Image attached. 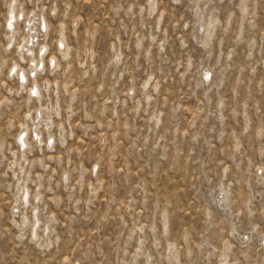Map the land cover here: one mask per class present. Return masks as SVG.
I'll return each instance as SVG.
<instances>
[{
  "label": "rangeland",
  "instance_id": "374dc122",
  "mask_svg": "<svg viewBox=\"0 0 264 264\" xmlns=\"http://www.w3.org/2000/svg\"><path fill=\"white\" fill-rule=\"evenodd\" d=\"M0 264H264V0H0Z\"/></svg>",
  "mask_w": 264,
  "mask_h": 264
},
{
  "label": "bare ground",
  "instance_id": "6f19581e",
  "mask_svg": "<svg viewBox=\"0 0 264 264\" xmlns=\"http://www.w3.org/2000/svg\"><path fill=\"white\" fill-rule=\"evenodd\" d=\"M152 5V4H151ZM244 7V6H243ZM244 10H245V8H244ZM13 14V13H12ZM13 20H16V17L14 16V15H12V17H11V22H12V25H13ZM14 25H15V23H14ZM46 26V25H45ZM46 28H47V26H46ZM29 32H31L32 33V35H31V42L33 43L35 40H36V35L35 34H37L36 33V30H35V26L32 24V22H30V24H29ZM213 29V28H212ZM211 31L212 30H210V32L208 31V33H209V35L211 36ZM207 32V31H206ZM209 35H208V37H209ZM45 47V46H44ZM42 67H43V64L41 65ZM38 64H37V66H35V68H34V72L35 73H37V70H38ZM25 73V72H24ZM24 73H22L21 74V76L19 75V80H20V82L22 81V82H25V81H27V78L28 77H26V75L24 74ZM209 80V75H206V81H208ZM35 91V93L36 94H39L40 95V92H39V90L38 89H36V90H34ZM27 131V130H26ZM40 132L38 131V129H37V131H36V133H35V137H36V139L38 140V141H40ZM27 133H23L21 136H20V138H19V143H20V146H21V148H26L27 147V145H28V142H27ZM28 190V189H27ZM30 193L27 191V193H25V195H24V197H23V199H24V203H28L29 202V199H30ZM35 217V216H34ZM35 225H37L38 226V223H39V217H37V215H36V217H35ZM24 222H26L25 220H24ZM27 223V222H26ZM24 225V224H23ZM34 227H36V226H34ZM23 228V227H22ZM32 237L33 238H37L38 237V235H37V231L36 230H34L33 231V233H32Z\"/></svg>",
  "mask_w": 264,
  "mask_h": 264
},
{
  "label": "snow or ice",
  "instance_id": "6c2138e0",
  "mask_svg": "<svg viewBox=\"0 0 264 264\" xmlns=\"http://www.w3.org/2000/svg\"><path fill=\"white\" fill-rule=\"evenodd\" d=\"M8 26H9L10 28L12 27V22H11V21H9ZM35 94H36L35 91H33V95H35Z\"/></svg>",
  "mask_w": 264,
  "mask_h": 264
}]
</instances>
